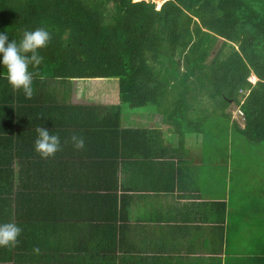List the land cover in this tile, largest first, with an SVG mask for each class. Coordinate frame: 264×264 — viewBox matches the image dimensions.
Listing matches in <instances>:
<instances>
[{"label": "crops", "instance_id": "crops-1", "mask_svg": "<svg viewBox=\"0 0 264 264\" xmlns=\"http://www.w3.org/2000/svg\"><path fill=\"white\" fill-rule=\"evenodd\" d=\"M51 83L53 102H26L0 74V222L23 229L15 246L0 247V264H264L263 147H238L237 162L213 161L191 127L171 153L170 135L179 127L162 129L153 107L122 112V128H145L147 135L96 159L87 132L94 118L73 128L74 117L61 107L87 106L110 121L114 114L102 107L114 103L87 100L81 80ZM37 127L59 135L55 155L35 151ZM73 135L84 139L83 148ZM52 182L61 186L56 205L16 195L24 186L50 190ZM108 192L118 197L102 196Z\"/></svg>", "mask_w": 264, "mask_h": 264}, {"label": "trees", "instance_id": "trees-1", "mask_svg": "<svg viewBox=\"0 0 264 264\" xmlns=\"http://www.w3.org/2000/svg\"><path fill=\"white\" fill-rule=\"evenodd\" d=\"M37 27L46 28L51 39L39 49L41 63L29 66L31 100L53 102L51 81L69 79L85 83L77 88L87 91V100L114 103L102 107L114 114L110 121L98 119L87 106L61 107L74 117L72 127L94 118L87 132L96 159L147 135L145 128H122V112L153 107L162 115V129L176 126L183 135L191 127L199 131V143L213 161L237 162L234 150L244 144L264 148L253 146L264 143V0H165L159 9L147 0H0V31L10 39L19 42L24 30ZM227 45L230 51L224 50ZM252 73L254 84L248 80ZM0 74L6 76L2 66ZM48 84L49 90L38 94ZM240 90H249L243 103ZM231 101L240 104L242 127L227 111ZM116 165L114 160L112 168ZM60 188L55 182L50 190L24 186L16 195L35 194L56 205Z\"/></svg>", "mask_w": 264, "mask_h": 264}, {"label": "clouds", "instance_id": "clouds-1", "mask_svg": "<svg viewBox=\"0 0 264 264\" xmlns=\"http://www.w3.org/2000/svg\"><path fill=\"white\" fill-rule=\"evenodd\" d=\"M50 39L51 34L44 27L24 30L19 42L10 39L6 31H0V66L6 69L7 82L14 90H22L26 98H31L34 91L33 72L29 66L34 68L41 63L43 57L39 54V49L46 47ZM248 92L249 90L245 93ZM238 105L241 109L240 104ZM240 115L244 117L243 114ZM36 132L34 148L41 157L53 156L61 149L62 144L58 134L51 133L46 127H37ZM71 140L75 147H84L82 137L73 135ZM22 231V227L15 222H0V247L15 246Z\"/></svg>", "mask_w": 264, "mask_h": 264}, {"label": "rangeland", "instance_id": "rangeland-1", "mask_svg": "<svg viewBox=\"0 0 264 264\" xmlns=\"http://www.w3.org/2000/svg\"><path fill=\"white\" fill-rule=\"evenodd\" d=\"M147 1H154L155 2V4H156V9H159L161 6H162V4H163V2L165 1V0H160V1H158V0H147ZM235 44V43H234ZM236 45V44H235ZM236 47H237V45H236ZM224 50L226 51H230L231 50V46H229V45H227L225 48H224ZM248 80L250 81V82H252V84H254L256 81H257V77L252 73L250 76H249V78H248ZM193 93V92H192ZM246 95H247V93H243V91H241L240 90V92H239V95H238V99L240 100V102H243L244 101V99H245V97H246ZM190 96V95H189ZM206 101H207V96H205V103H206ZM208 102V101H207ZM203 106L204 105V102H203V100H202V97H200L199 99H198V106ZM239 110V105L236 103V102H234V101H231V103H230V105L227 107V111H229L230 113H231V115H232V119H234L241 127L244 125V118L240 115V113H238L237 111ZM155 114V113H154ZM157 116H159V115H157L156 114V117ZM159 120H158V122H159V124L161 125V124H163L162 123V120H161V116H159ZM173 133V135H170V143L169 144H171L172 146H171V153L178 147V146H181L180 145V143L182 142V140L181 141H178L177 140V137H178V134L180 133L179 131H178V133L176 132V131H173L172 132ZM188 133V132H187ZM238 142H240L241 144L243 143V142H245V138L242 136L240 139H238ZM183 143H184V141H183ZM244 146H251V145H249V144H244ZM253 146H264V143H253ZM169 151H170V148H168L167 149V151L165 152V154H164V156H168L169 155ZM241 194H245V193H241Z\"/></svg>", "mask_w": 264, "mask_h": 264}, {"label": "built area", "instance_id": "built-area-1", "mask_svg": "<svg viewBox=\"0 0 264 264\" xmlns=\"http://www.w3.org/2000/svg\"><path fill=\"white\" fill-rule=\"evenodd\" d=\"M238 112H239L240 114H243V112H242V110H241V109H239V110H238Z\"/></svg>", "mask_w": 264, "mask_h": 264}, {"label": "bare ground", "instance_id": "bare-ground-1", "mask_svg": "<svg viewBox=\"0 0 264 264\" xmlns=\"http://www.w3.org/2000/svg\"><path fill=\"white\" fill-rule=\"evenodd\" d=\"M158 1H160V0H158Z\"/></svg>", "mask_w": 264, "mask_h": 264}]
</instances>
